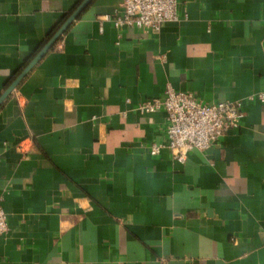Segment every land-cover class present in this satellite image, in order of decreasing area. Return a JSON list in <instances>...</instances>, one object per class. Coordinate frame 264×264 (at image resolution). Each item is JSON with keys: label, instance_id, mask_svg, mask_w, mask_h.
I'll return each mask as SVG.
<instances>
[{"label": "crops", "instance_id": "0c3cea01", "mask_svg": "<svg viewBox=\"0 0 264 264\" xmlns=\"http://www.w3.org/2000/svg\"><path fill=\"white\" fill-rule=\"evenodd\" d=\"M82 1L0 0V95ZM120 4L92 0L0 105V264H264V0H178L159 32L103 19ZM168 86L244 119L151 154L167 115L136 106Z\"/></svg>", "mask_w": 264, "mask_h": 264}, {"label": "built area", "instance_id": "2783aa9c", "mask_svg": "<svg viewBox=\"0 0 264 264\" xmlns=\"http://www.w3.org/2000/svg\"><path fill=\"white\" fill-rule=\"evenodd\" d=\"M120 6L115 13L103 17L119 30L136 27L159 32L165 22L179 20L178 0H121ZM257 96L264 102V93ZM136 108L142 113L166 112L167 144L155 143L150 152L158 154L166 146L180 163L186 161L191 150L205 151L229 129L239 127L245 116L243 101L204 104L194 92L175 90L171 86L162 96L138 102ZM1 201L0 197V235H3L8 232L9 226Z\"/></svg>", "mask_w": 264, "mask_h": 264}, {"label": "water", "instance_id": "95a60500", "mask_svg": "<svg viewBox=\"0 0 264 264\" xmlns=\"http://www.w3.org/2000/svg\"><path fill=\"white\" fill-rule=\"evenodd\" d=\"M92 0H83L76 10L65 20L62 26L54 33L43 48L36 54L24 70L12 81L7 89L0 95V105L5 99L17 88L22 79L28 72L45 56V54L57 43L64 32L71 26V24L80 16L81 12Z\"/></svg>", "mask_w": 264, "mask_h": 264}, {"label": "trees", "instance_id": "16d2710c", "mask_svg": "<svg viewBox=\"0 0 264 264\" xmlns=\"http://www.w3.org/2000/svg\"><path fill=\"white\" fill-rule=\"evenodd\" d=\"M57 29H58V27L55 28V29L50 33L49 38H50L51 36H53V34L56 32Z\"/></svg>", "mask_w": 264, "mask_h": 264}]
</instances>
